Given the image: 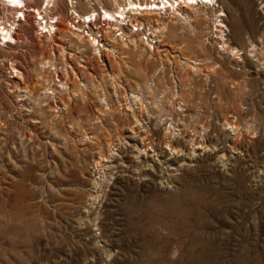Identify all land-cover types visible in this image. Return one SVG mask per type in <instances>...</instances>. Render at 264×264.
Listing matches in <instances>:
<instances>
[{"label": "rangeland", "instance_id": "1", "mask_svg": "<svg viewBox=\"0 0 264 264\" xmlns=\"http://www.w3.org/2000/svg\"><path fill=\"white\" fill-rule=\"evenodd\" d=\"M217 3L0 44V264H264V0Z\"/></svg>", "mask_w": 264, "mask_h": 264}, {"label": "built area", "instance_id": "2", "mask_svg": "<svg viewBox=\"0 0 264 264\" xmlns=\"http://www.w3.org/2000/svg\"><path fill=\"white\" fill-rule=\"evenodd\" d=\"M133 1V8H130L129 0H118V3H120L119 8L125 9L126 15L117 22H109V19L104 16V12L100 16L99 11L102 6L113 8L108 3L117 5V0H40L39 3H34L35 7H28L25 1L14 6L13 2L9 0H0V44H7L8 37L6 35L9 33L16 37H13L14 39L11 42H16L20 29L31 18L30 15L35 21V32L38 36L52 37L56 35L62 25L61 12L63 6L66 5L68 14L66 22L72 27L71 30L86 38L89 42L91 41L90 43L93 41L92 45L98 52H105L108 49L116 50L112 41L106 38L105 32L109 36L114 33L116 38L120 40L137 34L146 45L154 48L160 41V33L157 27L148 22L142 12L147 9L159 13L164 12L166 7L170 6V0ZM165 3L166 6H164ZM93 7L96 8L97 17H87L86 23L79 28V24L84 20L81 12Z\"/></svg>", "mask_w": 264, "mask_h": 264}, {"label": "bare ground", "instance_id": "3", "mask_svg": "<svg viewBox=\"0 0 264 264\" xmlns=\"http://www.w3.org/2000/svg\"><path fill=\"white\" fill-rule=\"evenodd\" d=\"M10 2H13V4H14V6H17L18 5V3H22L23 1H25V3H26V5L28 6V7H35L36 5H33V4H31V3H28V0H9ZM30 1V0H29ZM32 1V0H31ZM118 1V0H117ZM196 4H200V5H207V4H210V5H219L218 3H217V0H170V6L167 8L166 7V9H170V7H172L174 10H176V11H178V10H180V8H181V6H184V5H187V6H189V5H196ZM119 5H120V3H117V5L115 6V7H113V8H108V7H104V6H102L101 7V10L99 11V14H100V16L103 14V12H104V16L107 18V19H109V22H114V21H119V20H121L122 19V17L123 16H125L126 15V12H125V9H121V8H119ZM133 5H134V1L133 0H129V6H130V8H133ZM164 6H166V3L164 4ZM171 8V9H172ZM16 9V8H15ZM103 9V10H102ZM16 10H18V9H16ZM222 10V9H221ZM220 10V11H221ZM131 12V11H130ZM151 12H158V11H155V10H151V9H147L146 11H144V12H142V14L144 15V14H146V13H151ZM82 13V17H83V22L81 23V24H79V28H81L80 26L81 25H83V24H85L86 23V19H87V17L88 18H92V17H97V12H96V8H91L88 12H81ZM179 13H180V11H179ZM223 13H224V11H221V13L220 14H218V16L219 15H223ZM61 14H63V12H61ZM181 14V13H180ZM217 16V23L215 24V26H216V28L218 29V27L217 26H223V22H221V19H219V17ZM25 17H26V15H25ZM31 17H32V15H31ZM34 20V19H33ZM33 23H35V21L33 22ZM65 25V27H67V29L68 30H70V31H72V32H74L73 30H71L72 29V27L71 26H68L66 23H64ZM77 25V24H76ZM63 26V27H64ZM159 30V29H158ZM163 30V29H162ZM66 31V30H65ZM105 35H106V38L108 39V38H110L109 37V35H108V33H106L105 32ZM113 35H115L114 33H113ZM6 37H8L7 39L8 40H10V41H6L7 42V45L8 46H13L14 44H15V42H11V40L12 39H14L15 37L14 36H12L10 33L8 34V35H6ZM14 37V38H13ZM50 38V37H49ZM115 38V37H114ZM111 40V39H110ZM15 41H17V40H15ZM118 41V40H117ZM134 41V40H133ZM136 41V40H135ZM91 42V41H90ZM114 42V41H113ZM92 43H93V41H92ZM115 43V42H114ZM164 50V49H163ZM152 51V50H151ZM167 51V50H166ZM158 52V51H157ZM152 54V53H151ZM154 55V54H153ZM15 60V59H14ZM197 61V60H196ZM172 84V83H171ZM146 86V85H145ZM16 89V88H15ZM133 94V93H132ZM136 96H137V94H136ZM136 98V97H135ZM138 98V97H137ZM136 98V99H137ZM138 100V99H137ZM140 100V99H139ZM141 107V106H140ZM131 108H133V107H131ZM232 123V122H231ZM131 127V129H130V132L131 133H133L134 135H135V133H136V130L134 129V127H132V126H130ZM168 134V133H167ZM134 135H130V136H132L133 138H135V136ZM142 136V135H141ZM200 138H201V136H200ZM141 141V140H140ZM142 142V141H141ZM203 142V141H202ZM195 143V142H194ZM148 144V143H147ZM200 146H202V145H199L198 147H200ZM145 147V146H144ZM195 156V155H194ZM174 157V156H173ZM185 159V158H184ZM187 160H192V158L189 156V158L187 159ZM187 160H186V162H187ZM157 161V160H156ZM183 162H184V160H183ZM188 163V162H187ZM183 164V163H182ZM186 164V163H185ZM189 164V163H188Z\"/></svg>", "mask_w": 264, "mask_h": 264}]
</instances>
